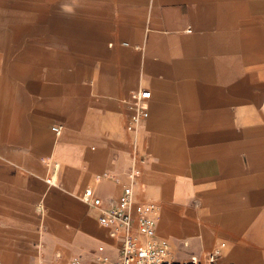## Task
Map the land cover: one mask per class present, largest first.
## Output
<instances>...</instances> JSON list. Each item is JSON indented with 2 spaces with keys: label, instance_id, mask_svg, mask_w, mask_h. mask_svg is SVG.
I'll return each instance as SVG.
<instances>
[{
  "label": "crops",
  "instance_id": "obj_1",
  "mask_svg": "<svg viewBox=\"0 0 264 264\" xmlns=\"http://www.w3.org/2000/svg\"><path fill=\"white\" fill-rule=\"evenodd\" d=\"M130 1L117 5L120 15L114 14L116 5L112 4L109 16L86 25L85 42L77 44L76 51L83 58L87 108L77 111L105 116L100 127L108 128L107 118L123 110L127 120L126 100L131 91L151 89L150 117L142 127L153 160L159 162L152 169L161 171L160 175L182 172L188 179L213 178L215 182V186H197L182 194L178 186L173 187L174 194L200 197L204 215L195 225L192 213L174 220L165 210L162 229L167 234L173 229L187 235L201 231L207 242L222 234L233 245L225 256L244 264H261L264 137H240L239 130L264 129V14L256 15L264 12V0H253L250 5L249 1L238 5L234 0ZM240 21L259 27H250L252 32L248 26H240ZM18 69L11 62L4 65L8 74ZM3 88L6 100L8 84ZM23 89L25 86L20 92ZM32 89H39V84ZM58 99L52 100L54 114L61 113ZM29 137L14 131L8 135L22 144ZM35 140L38 145L44 143L39 136ZM108 182L118 188L102 186V181L96 185L97 192L117 198L122 183ZM145 192L155 196L152 190ZM70 206L72 212L74 205ZM171 206L175 210L176 206ZM96 214L82 202L77 219L88 231L86 241L81 247L72 244L63 254L59 252L57 260L68 264L79 257L82 264H98L95 256L103 246L109 264H117L118 240ZM93 220L100 227H95ZM99 242L102 245L98 246ZM229 258H220L221 264Z\"/></svg>",
  "mask_w": 264,
  "mask_h": 264
},
{
  "label": "rangeland",
  "instance_id": "obj_2",
  "mask_svg": "<svg viewBox=\"0 0 264 264\" xmlns=\"http://www.w3.org/2000/svg\"><path fill=\"white\" fill-rule=\"evenodd\" d=\"M248 1L249 5L253 2L234 3ZM130 2L0 0V264H64L57 260V254H63L72 244L81 247L86 241L88 231L77 219L85 188L94 183L97 173L105 171L120 178L123 188L124 174L130 166L141 170L136 191L139 199L160 205L158 234L169 241L174 259L219 247L221 258H229L226 251L233 245L222 234L207 242L201 231L187 235L173 229L167 234L162 229L165 210L174 220L192 213L193 224L200 223L204 215L200 197L174 194L172 189L178 186L182 194L197 186H215L213 178L192 180L182 172L167 176L153 170L159 162L153 160L143 125L135 132L127 131L125 110L107 118L108 128L100 127L105 116L77 111L87 108L88 86L80 64L83 58L76 51L77 44L85 42L86 25L109 16L112 4L116 5L114 14L120 15L117 5ZM239 24L248 26L250 31L252 26L259 27L250 25V21ZM7 62L19 69L8 74L4 70ZM35 84H39V89H32ZM23 86L25 90L20 92ZM57 96L61 113L54 114L52 100ZM53 125H61L62 132L55 134ZM13 131L23 132L30 136L29 140L23 144L11 141L8 135ZM38 136L44 139L43 144L38 145ZM239 136L261 138L264 129L240 128ZM53 155L57 157L54 163L49 159ZM48 174L51 183L47 182ZM108 181L104 180L102 186L118 188ZM147 189L155 196L147 195ZM70 203L74 205L72 212L68 209ZM96 217L98 220L97 214ZM93 221L95 227H100L98 221ZM228 262L245 261L229 258L224 264Z\"/></svg>",
  "mask_w": 264,
  "mask_h": 264
},
{
  "label": "built area",
  "instance_id": "obj_3",
  "mask_svg": "<svg viewBox=\"0 0 264 264\" xmlns=\"http://www.w3.org/2000/svg\"><path fill=\"white\" fill-rule=\"evenodd\" d=\"M151 89L131 91L126 100L128 115L125 128L135 132L150 117ZM61 125H53L55 134L62 132ZM54 163L56 157H50ZM141 170L130 166L125 174V182L121 194L117 198L104 197L97 192L96 185L104 180L122 183V180L110 172L97 174L94 183L88 185L83 194L82 202L91 210L99 213L100 224L108 229L111 237L118 240L119 260L117 264H221V248L199 255L189 254L185 259H174L171 245L166 238L159 237L157 226L160 218V205L156 202L140 201L136 195ZM47 182L52 178L48 176ZM222 247L225 243L221 244ZM100 246L95 260L99 264H109L110 258L103 254ZM60 257V255H58ZM68 264H82L79 257L72 258Z\"/></svg>",
  "mask_w": 264,
  "mask_h": 264
}]
</instances>
